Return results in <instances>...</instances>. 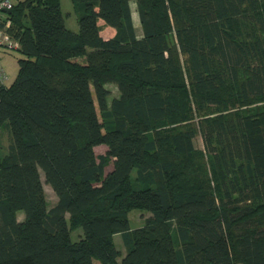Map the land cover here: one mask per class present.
I'll list each match as a JSON object with an SVG mask.
<instances>
[{"label": "trees", "instance_id": "16d2710c", "mask_svg": "<svg viewBox=\"0 0 264 264\" xmlns=\"http://www.w3.org/2000/svg\"><path fill=\"white\" fill-rule=\"evenodd\" d=\"M9 1L0 264H264V0Z\"/></svg>", "mask_w": 264, "mask_h": 264}, {"label": "rangeland", "instance_id": "374dc122", "mask_svg": "<svg viewBox=\"0 0 264 264\" xmlns=\"http://www.w3.org/2000/svg\"><path fill=\"white\" fill-rule=\"evenodd\" d=\"M60 6H61V11H62V16L64 18V25L66 28L72 30V31H77V13L73 10V6L70 0H60ZM130 10H131V17L133 21V26L134 30L137 36L141 35V27H140V22L136 10V3L135 1L130 2ZM99 31L100 35L104 38L112 37L115 33L114 29L105 26L102 21H99ZM19 54L15 51H9L5 50L3 48H0V66L2 67L4 74H5V79H4V84L5 85H10L13 80L15 79L18 71L17 67V58ZM106 87L110 90V97L117 96L118 92L116 87L113 84H107ZM264 105V102H257L253 101L249 104H245L241 106L244 108V110H251L256 108L257 106ZM236 107V106H235ZM5 127H0V153L3 155L7 152V150H4L7 148L8 143H9V138H8V133L5 129ZM194 146L197 151H203V145H202V139L199 135H197L194 138ZM94 154L98 156L99 154H105L107 150V146L104 144L97 145L93 147ZM203 153V152H202ZM204 155V153H203ZM205 159V155H204ZM111 168V165L106 166V170H109ZM134 175V173H133ZM43 181V177H42ZM44 185V191L47 199V204L51 206L53 203H55V195L53 194L52 190L50 187L46 184ZM18 214L22 215V212H19ZM19 215V217H21ZM148 216L147 212L145 211H139V210H131L128 212V218H129V224L131 228H136L144 224L145 218ZM81 233L80 229L73 230L71 233V238L73 241L77 240L78 234ZM120 241L116 239V246L118 249H120V253L123 254L124 248L123 245H119Z\"/></svg>", "mask_w": 264, "mask_h": 264}, {"label": "built area", "instance_id": "2783aa9c", "mask_svg": "<svg viewBox=\"0 0 264 264\" xmlns=\"http://www.w3.org/2000/svg\"><path fill=\"white\" fill-rule=\"evenodd\" d=\"M11 8V3L9 0H0V16L2 13L5 12V10H8ZM18 47V43L16 40H14L9 33L6 31L5 27H0V48H3L5 50L9 51H15ZM5 74L0 66V82L4 83Z\"/></svg>", "mask_w": 264, "mask_h": 264}, {"label": "crops", "instance_id": "0c3cea01", "mask_svg": "<svg viewBox=\"0 0 264 264\" xmlns=\"http://www.w3.org/2000/svg\"><path fill=\"white\" fill-rule=\"evenodd\" d=\"M55 202H56V200H55ZM116 239H118L120 241V244L119 245H122V241H121V238H120V235L119 234H116V235L113 236V242L115 244V247L118 249V247L116 246ZM118 250L120 251V249H118Z\"/></svg>", "mask_w": 264, "mask_h": 264}, {"label": "water", "instance_id": "95a60500", "mask_svg": "<svg viewBox=\"0 0 264 264\" xmlns=\"http://www.w3.org/2000/svg\"><path fill=\"white\" fill-rule=\"evenodd\" d=\"M5 11H7V10H5Z\"/></svg>", "mask_w": 264, "mask_h": 264}]
</instances>
